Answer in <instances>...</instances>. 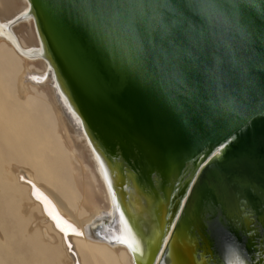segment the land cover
I'll list each match as a JSON object with an SVG mask.
<instances>
[{"label":"bare ground","instance_id":"obj_1","mask_svg":"<svg viewBox=\"0 0 264 264\" xmlns=\"http://www.w3.org/2000/svg\"><path fill=\"white\" fill-rule=\"evenodd\" d=\"M180 207L171 206L159 243L146 190L91 138L45 55L28 0H0V264H193L190 246L165 250ZM54 215L81 235L62 232ZM223 242L233 243L227 254H243L219 231L213 257Z\"/></svg>","mask_w":264,"mask_h":264},{"label":"water","instance_id":"obj_2","mask_svg":"<svg viewBox=\"0 0 264 264\" xmlns=\"http://www.w3.org/2000/svg\"><path fill=\"white\" fill-rule=\"evenodd\" d=\"M28 2L45 55L91 138L109 164L146 190L159 243L171 206L175 212L181 204L165 250L190 246L191 258L203 251L212 260L220 231L251 252L254 234L264 238V114L239 126L187 130L155 94L122 80L83 31L49 23L37 0ZM243 17L249 47L264 53V0L244 8ZM252 75L259 108L264 70L255 68Z\"/></svg>","mask_w":264,"mask_h":264},{"label":"snow or ice","instance_id":"obj_3","mask_svg":"<svg viewBox=\"0 0 264 264\" xmlns=\"http://www.w3.org/2000/svg\"><path fill=\"white\" fill-rule=\"evenodd\" d=\"M255 4L256 0H37L36 7L49 23L83 31L122 80L155 94L195 132L201 124L239 126L264 114V104L258 108L255 103L252 75L255 68L264 70V53L257 55L249 47L251 33L243 17V9ZM53 219L62 232L81 235L58 216Z\"/></svg>","mask_w":264,"mask_h":264},{"label":"rangeland","instance_id":"obj_4","mask_svg":"<svg viewBox=\"0 0 264 264\" xmlns=\"http://www.w3.org/2000/svg\"><path fill=\"white\" fill-rule=\"evenodd\" d=\"M21 6L23 7V5H21ZM23 23H25V22L24 21L20 22V24H23ZM102 220H107V219L106 218L104 219L103 217L97 218L95 220V224L93 223L94 224L93 228L97 223H99ZM93 228L87 227V233L90 237L93 235V232H92ZM221 241H224V240H221ZM227 244L233 245V243H231V242H223L220 245L219 249L217 246V249H216L217 255L215 254L216 256L212 260L207 259L206 257H203V255H201V254H200L199 262H198V259H196V258L193 259V257L191 258V255H190V259L191 260L193 259L192 260L194 262L193 264H224V262H225V260H227V258L228 259L234 258V255H235V257L239 258V261H240V259L243 260L242 264H264V245H262L258 240L256 241V245L253 246V248L251 249V252H247L244 246L237 245V246H239V248H237V249L241 253H244V254H239L237 252H235L234 255H232L231 253L227 254V251H228L226 249ZM236 264H239V263H236Z\"/></svg>","mask_w":264,"mask_h":264},{"label":"flooded vegetation","instance_id":"obj_5","mask_svg":"<svg viewBox=\"0 0 264 264\" xmlns=\"http://www.w3.org/2000/svg\"><path fill=\"white\" fill-rule=\"evenodd\" d=\"M257 234H254V239L252 238L251 239V242L254 244V246L256 245V241L258 240L262 245H264V243H262L263 241H264V238H259V236H258V238H256L255 236H256ZM244 254V253H243Z\"/></svg>","mask_w":264,"mask_h":264}]
</instances>
